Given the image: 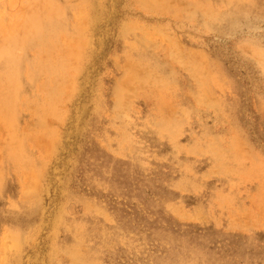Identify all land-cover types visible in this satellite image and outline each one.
<instances>
[{
	"label": "rangeland",
	"instance_id": "rangeland-1",
	"mask_svg": "<svg viewBox=\"0 0 264 264\" xmlns=\"http://www.w3.org/2000/svg\"><path fill=\"white\" fill-rule=\"evenodd\" d=\"M0 264H264V0H0Z\"/></svg>",
	"mask_w": 264,
	"mask_h": 264
}]
</instances>
